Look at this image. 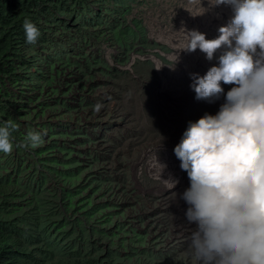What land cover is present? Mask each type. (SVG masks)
<instances>
[{
    "label": "clouds",
    "instance_id": "obj_1",
    "mask_svg": "<svg viewBox=\"0 0 264 264\" xmlns=\"http://www.w3.org/2000/svg\"><path fill=\"white\" fill-rule=\"evenodd\" d=\"M140 2L142 1L134 0L131 3L132 7L125 15L128 24H131L132 20H138V14L133 9L135 4ZM198 3L199 7L195 11L187 9L190 15H203L207 11L201 6V0H198ZM209 4L230 6L231 16L225 24L217 28L218 34L213 38L206 39V34L196 29L186 31L185 45L180 48L188 52L199 49L209 61L213 60L214 54L219 51L215 57L217 63L211 65L203 75L190 74L189 87L195 93L194 98L208 103L193 108L194 121H188L179 142L173 147L180 169L186 172L182 173L181 179L188 180V187L180 194V198L187 205L184 215L189 224H195V230L188 237L186 254L190 264H264V0H209ZM138 21L142 32H148L149 25L144 27L140 20ZM23 30L28 44H35L41 35L36 23L28 18L23 22ZM112 38L114 39V36ZM143 38L145 41L144 36ZM114 41L105 36L102 42L92 44L93 54L105 62L103 54L108 48L114 47L117 50V54L113 55L114 60L124 63L129 60H141L143 53L149 48V43L133 46L130 44L132 49L124 47V50ZM137 54H141L140 59ZM153 57L151 56V60ZM176 60L177 56L174 61L168 62L172 63L170 67L174 66ZM88 62L90 59H86V63ZM160 62L168 66L164 58L163 62ZM98 68L99 72L113 71L106 62ZM115 69L119 72L118 67ZM82 73L75 70L66 71L62 80L64 86L52 98L33 99L34 102L29 106V115L20 124L29 128L31 124L36 123V127L41 126L43 130L40 131V128L38 131L28 132L21 143L22 147L35 149L43 144L42 154L48 153L45 157L49 159L51 155L60 153L66 142L74 143L73 135L66 131L54 133L52 126L56 122H63L61 112L69 117L74 114L72 121L75 126L82 127L85 124L82 111L92 108V102L98 99V95L93 93V99L89 101L86 91L89 87L90 90L94 88L89 84L93 76ZM72 88L73 94L66 98L61 97ZM221 96L222 103L219 100ZM71 98L75 99L73 103H70ZM61 104L64 109L55 115L50 113V110L55 109L54 106ZM217 105L219 108L213 114ZM100 107L101 105L97 104L96 108L92 109L99 110ZM85 115L89 116L88 113ZM169 118L171 130L168 131L165 124V144H170L171 138L175 137V124L184 126L174 113ZM16 127L11 120L0 123V153L13 150L12 131ZM93 143L85 137V140H82V148L91 154L94 150ZM162 144L148 143L142 147L137 161L132 164L134 180L146 189L155 181L154 178L161 179V172L166 167L162 161L169 158V155H165L160 162L155 155V165L159 171L154 178L147 174L151 156ZM65 153L66 158L71 160L76 157L72 147H68ZM97 162L101 163L98 158ZM124 167L125 164H119V174L116 176L123 173ZM179 167L177 170H180ZM120 178L126 180L124 187L123 183L119 184L127 192L130 178L124 174ZM162 180L165 183L162 182L160 188L165 184L167 187L163 191L172 190L177 183L171 175ZM60 185L61 188L64 186L62 182ZM107 185L103 189L105 192ZM120 191L121 189H117L115 193ZM113 215L115 213H108V221ZM114 234L115 232H112V235Z\"/></svg>",
    "mask_w": 264,
    "mask_h": 264
},
{
    "label": "rangeland",
    "instance_id": "obj_2",
    "mask_svg": "<svg viewBox=\"0 0 264 264\" xmlns=\"http://www.w3.org/2000/svg\"><path fill=\"white\" fill-rule=\"evenodd\" d=\"M139 1L142 2L135 4L133 10L138 14V20L144 27L148 25V18L152 19L155 16L167 13L165 6H175L178 3V0ZM183 5H186V3H183ZM182 11L180 9L178 13L183 15L185 11ZM226 11L225 21L231 16L230 9L228 8ZM157 18L160 20L159 17ZM163 18L166 17L163 16ZM176 22L177 17H175ZM137 32L136 38L128 35L126 40V36L121 35L124 40L121 39V36H117V39L118 43L130 45L132 40L139 41V36H144V43H149V48L143 53L141 60L136 59L135 61L129 60L124 63H117L113 56L117 54V50L110 47L103 54V59L112 67L113 71L102 70V72H99L98 66H102L105 62L99 58V63L93 64L92 59L97 57L93 54L91 45L93 41L99 40L97 43L102 42L104 37L108 36L104 32L96 40H94L96 37L90 38L92 40H84L83 45L80 44V49L73 59L77 64L70 68L64 67L69 71L75 70L80 74L83 72L93 76L92 82L88 83L92 84L94 88L90 90L89 87L86 95L91 101L93 93H97L98 99L92 102L94 104L92 108H96L97 104H100L101 107L99 110H93L90 107L82 111L83 120L86 124L82 127L74 125L72 121L74 114L69 117L61 112L63 122L57 124L58 122L55 121L56 124L52 126V130L54 133L61 131L70 133L71 136L73 135L74 143L66 142L62 150L59 151L60 153L51 155L49 160L52 163L43 162L44 167L42 169L44 172H49L50 176L45 173L46 181L44 185L54 186L59 190L61 180L65 177L66 179H72L73 185L69 183L64 185L65 190L75 194L76 203L82 198L81 203H77V208H80L81 214L85 212L91 214L87 217L89 231L84 228V234L91 232L94 237H100L103 236L101 231H106V234L110 236L107 238L103 236L101 240L105 246L99 245L96 247H99V249L100 247L101 249L111 247L115 251L113 257L116 263L167 264V260L173 258L172 260H182L183 262H180V264H190L186 251L188 237L195 230V224L187 222L184 215L187 205L180 198V194L188 187V180L181 179V176L180 181L175 184L172 190L163 191V188L167 189L166 184L163 188H160L162 181L155 179L153 183H150L148 189L138 183L140 187L142 186L141 190L134 180V172H131L132 164L137 161L142 147L154 142L162 144L167 139V132L164 131L166 122L159 114L158 100L155 94L160 75L155 63L151 60V56L160 59L162 62L164 58L167 60L165 64L168 66L172 64L168 63L170 60L167 59L172 52L169 46H165L163 43L158 45L150 40L147 30L145 32L137 30ZM110 39L114 41L112 37ZM84 45L86 46L82 47ZM122 49L125 50V48ZM128 49L131 50L132 48L128 47ZM155 50L158 52H153ZM132 54L133 52L130 53V59ZM137 55L140 59L141 54ZM86 59H90V62L86 63ZM130 63L133 65L129 66ZM117 67L119 72L115 71ZM179 70L182 72L178 75L179 80H185L189 77L185 78V67ZM65 73L66 71L53 82V91L62 89L64 86L62 80H64L63 75ZM181 88L185 90L184 86ZM114 98H120L121 100ZM70 101V103H73L75 99L71 98ZM54 108L50 110V113H54L53 115L64 109V106L61 104L54 106ZM8 109L10 113H15V108L13 109L12 106ZM92 110L93 113L90 114ZM85 113H88L89 116H86ZM111 115L115 116L111 117ZM47 116L49 115L47 114ZM25 119L19 120L16 124L17 129L24 132L25 136L28 132L38 131L41 128V126L36 127V123L31 124L29 128L27 125L23 127L20 122L25 121ZM20 128H23V130ZM42 130L41 128L40 131ZM85 137L86 140L91 139L94 142L92 144L94 150L91 151V154H88L86 149L82 148V140H85ZM42 145L35 147V149L42 148ZM68 147L75 150L76 157H73L72 160L66 158L65 150ZM9 153H13V150ZM79 153L85 155L81 156ZM47 155L48 153H44L43 156ZM25 158V165H27L31 162L27 149ZM97 158L101 163L98 164ZM119 164H125V167L123 173L116 176L119 174ZM9 169L11 170V167ZM67 169L73 170L78 175H71ZM123 174L130 178L129 185L126 187L127 192L119 184V182L123 183V187L126 184V180L120 178ZM106 184L108 185L105 192L103 189ZM117 189H121L120 193L118 192L119 194L115 193ZM54 191L58 196L66 194V191ZM149 211H151L150 214ZM108 213H115L109 221L107 219ZM112 232H115V234L112 235ZM145 251L152 252L154 257ZM147 257H153V261H149Z\"/></svg>",
    "mask_w": 264,
    "mask_h": 264
},
{
    "label": "trees",
    "instance_id": "obj_3",
    "mask_svg": "<svg viewBox=\"0 0 264 264\" xmlns=\"http://www.w3.org/2000/svg\"><path fill=\"white\" fill-rule=\"evenodd\" d=\"M133 1L0 0V123L11 120L18 124L29 115L34 98H52L59 91L52 90L53 82L69 71L66 68L77 64L73 59L84 40H96L105 32L114 36L120 47H129L118 43L117 36L125 35L127 40L128 35L136 38L137 30L142 32L138 20L128 24L125 17ZM25 18L40 29L35 44L25 40ZM131 44L143 45V36ZM73 93L72 88L61 97ZM11 106L14 114L8 109ZM24 138L16 127L12 131L13 153H0V264H120L111 247H96L105 246L101 240L109 237L106 231H101L100 237L91 232L84 234V228L89 231L90 212L81 214L77 208L68 214L65 201L74 199V194L62 186L60 191L66 194L58 196L56 187L44 185L45 173L49 176V172L43 171V162L51 160L40 159L42 148L22 147ZM26 149L31 162L25 166ZM61 181L63 185H73L72 179L65 177ZM81 201L82 198L77 203ZM145 252L154 257L152 252ZM153 257L147 259L153 261ZM172 259L166 263L183 262Z\"/></svg>",
    "mask_w": 264,
    "mask_h": 264
},
{
    "label": "bare ground",
    "instance_id": "obj_4",
    "mask_svg": "<svg viewBox=\"0 0 264 264\" xmlns=\"http://www.w3.org/2000/svg\"><path fill=\"white\" fill-rule=\"evenodd\" d=\"M183 3H186V5H183ZM201 6L206 8L207 11L203 15L192 16L189 11H195L199 7L198 0H179L175 6H165L167 13L155 16L152 19L148 18L149 39L158 45L163 43L165 46L167 45L170 47L172 52L168 55V59L174 61L177 56V60L173 67L164 66L159 59L153 57L158 74L160 75L159 85L156 88L159 114L164 122H166L168 131L171 130L169 117L172 113H174L177 120H181L184 124V126L175 124V137L171 138L170 144L163 143L159 150L151 156V164L148 166L147 174L154 178L159 171L158 167L155 165V155L159 162L165 155H169V158L162 161V163L166 164V167L161 172V179L154 178L162 182H164L162 179H167L169 175L176 179L177 182L180 181L181 174L185 171L180 169L179 160L173 153V147L179 142L182 132L187 127L188 121H194L193 108L196 109L208 103L205 100H196L194 98L195 93L189 87L191 82L190 74L198 73L203 75L211 65L217 63L215 57L219 54L218 51L214 54L213 60L209 61L205 59L204 54L199 49L192 52L180 49L185 45V32L196 29L205 33L206 39L213 38L218 34L217 28L226 23L224 20L225 12H227L226 10L229 8L231 12V8L228 7V5L220 4L218 8V5H210L209 0H201ZM180 9L181 12H183L182 10L185 11L183 15L178 13ZM163 16L166 18H163ZM169 16L170 18H168ZM157 17H159L160 20ZM175 17H177L176 23ZM182 67L186 69L184 70L185 78L189 76L185 80H179L178 78V75L182 73L179 69ZM182 86H184L185 90L181 88ZM219 100L220 103H222L223 96H221ZM218 108L219 105L214 107L213 114H215ZM177 167H179L180 170H177ZM137 186L140 187L138 183ZM140 189L142 190V186Z\"/></svg>",
    "mask_w": 264,
    "mask_h": 264
},
{
    "label": "flooded vegetation",
    "instance_id": "obj_5",
    "mask_svg": "<svg viewBox=\"0 0 264 264\" xmlns=\"http://www.w3.org/2000/svg\"><path fill=\"white\" fill-rule=\"evenodd\" d=\"M44 155V153L41 155V157H40V159H42V160H46L48 157H44L43 156ZM28 165H29V163H28ZM26 166V165H25ZM68 193H70V194H72L71 193V191H69ZM59 203H62V200H60L59 201ZM71 204V205H70ZM66 206V207H65ZM64 207L65 208H68V214H71L72 212H73V210H75L76 209V200H75V198L74 199H68V201L66 202L65 201V205H64Z\"/></svg>",
    "mask_w": 264,
    "mask_h": 264
},
{
    "label": "built area",
    "instance_id": "obj_6",
    "mask_svg": "<svg viewBox=\"0 0 264 264\" xmlns=\"http://www.w3.org/2000/svg\"><path fill=\"white\" fill-rule=\"evenodd\" d=\"M179 1V0H178Z\"/></svg>",
    "mask_w": 264,
    "mask_h": 264
}]
</instances>
